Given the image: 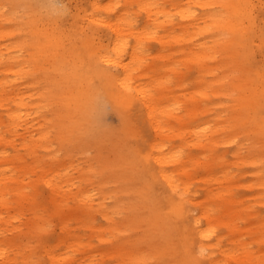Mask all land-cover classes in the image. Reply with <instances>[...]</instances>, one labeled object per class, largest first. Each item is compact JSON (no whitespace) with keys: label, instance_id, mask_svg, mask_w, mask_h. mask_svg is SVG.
<instances>
[{"label":"rangeland","instance_id":"obj_1","mask_svg":"<svg viewBox=\"0 0 264 264\" xmlns=\"http://www.w3.org/2000/svg\"><path fill=\"white\" fill-rule=\"evenodd\" d=\"M9 1L8 11L15 9V12L11 20L3 22V27L8 32L13 31L14 36L4 37L1 42L14 48L12 53L17 57L13 62L22 70L18 75L0 72V78L16 81V91L24 102L23 111L32 112L27 122L15 132L8 126L6 111V107H14V103L5 101L0 106V171L5 172L4 175L0 174V228H9L0 233V241L7 243L6 239L14 240V246L7 248V256L13 259V264H23L26 260L32 264H52L49 253H65L70 244L74 245L70 253L77 258L81 254H93L96 264H117V258L109 253L115 249L121 250V244L136 247L138 252L144 250V264L173 262L172 258L165 254L160 256L155 251L159 248L169 250L170 240H178L179 229L190 224L174 216L166 217L164 222L168 223H164L162 228L154 226L152 230L147 224L151 214L149 209L152 210L154 205V212H160L170 198V191L165 185L154 182L155 177L152 178L147 168L152 167L148 166L146 160L139 162L140 154L152 152L156 155L161 144L170 137L167 144L173 143L172 146L182 149L183 153L191 154L185 181H189L190 193L195 195L192 197L201 205L205 204L210 215L214 216L211 224L205 219L202 221L204 227L209 226L212 232L209 251L215 260L219 264H236L235 258L242 257L244 249L254 254L264 249V244L256 240L254 232V226L264 219V184L261 178L253 174L251 166L230 164V178L227 181L231 190L217 202L212 201L208 195L211 192H206V189L215 184L216 179H210V175L218 172L217 179H223L221 167L215 166L217 168L209 174L205 159L213 152L207 147L196 146V139L184 138V129L205 118L206 108L210 111L208 122L215 125L213 117L227 104L231 108V102L226 98L235 99L240 93L243 77L240 78L235 60H224L229 54L221 47L222 41L230 34L215 33L219 41L216 40L217 52L213 57L217 58L206 59L202 68L222 67V70L217 69L210 74L206 72L202 79L201 67L189 54L194 50L203 51L199 43L209 41L210 37L207 33H196L194 28L185 31L187 21H183L174 11L175 6L184 0H166L159 5L161 10H170L167 15L158 13L160 19L170 21H165V26L157 32L148 24L150 21L146 10L139 0H97L100 6L97 9L92 7L94 0H48L62 7L61 15L46 3L35 6L45 17L38 22L40 30L36 32L44 31V25L55 29L54 33L59 35L61 41L59 54L76 52L85 55V41L90 42L92 50L99 49L101 53L109 54L113 42L109 24H124L127 51L134 52L128 61L135 59L132 64H139L131 71L132 85H142L149 93L155 87L156 90L160 87L156 95L169 99V102L164 100L165 105L170 104L169 107H174L181 117L172 121L167 116L163 117L164 121L171 122L173 128L166 130L167 136L162 137L160 142V138L155 139L154 130L146 124L140 107L125 109L113 103L110 93L115 90L104 78H96L89 83L94 86V96L91 95L89 100L76 108L73 106L71 115L66 113V125H62L60 103L68 99L71 80L68 74L72 72L74 62L71 56H67L54 65L47 51L44 56H39L33 44L39 35L34 33L29 15L32 11L31 1L34 0ZM247 1L252 3V8L247 10L245 7L242 12L246 16L257 17L258 22L262 17L264 0H212L206 7L195 5L194 9L199 15L211 13L226 18L234 15L229 14L227 9L231 3L246 4ZM155 17V14L151 16L152 19ZM101 21L104 22L99 26L97 22ZM199 21L201 25L204 24L202 20ZM126 22L130 25H125ZM142 34L144 36L140 38ZM257 38L255 33L244 37L247 54L241 65L263 72L264 45ZM222 53L220 61L218 57ZM112 69L115 72L116 69ZM214 78L216 81L212 89L204 86L198 88L202 81ZM158 80H164V84L158 85ZM5 87L7 93L12 90L9 82ZM173 95L176 96V103L171 101ZM192 105L201 109L197 110L196 115L191 114ZM257 108L264 113L262 105ZM82 115L85 116L84 124L77 125L79 122L75 120ZM222 118H226V111ZM69 130L73 134H68ZM174 134L178 135L173 137ZM154 142L156 145L153 147ZM232 146L220 144L216 153H225L231 158ZM48 177H54L55 182L62 185L64 198L52 193L44 181ZM92 188L96 193L95 197L92 195L94 205L90 212L84 211L86 208L79 203L84 199L82 196L87 195L86 191ZM69 189L78 193L77 198L66 197ZM231 201L234 207L238 201L247 208L236 217V230L226 222L228 217L223 211L224 204ZM60 203L65 205L58 208ZM187 204L190 218L196 216L199 207ZM103 211L111 214V221L102 216ZM36 223L43 225L38 231L34 228ZM250 224L251 231L248 228ZM175 230L177 238L174 236ZM31 251L33 256L23 261V257Z\"/></svg>","mask_w":264,"mask_h":264},{"label":"bare ground","instance_id":"obj_2","mask_svg":"<svg viewBox=\"0 0 264 264\" xmlns=\"http://www.w3.org/2000/svg\"><path fill=\"white\" fill-rule=\"evenodd\" d=\"M185 2L179 3L175 6V12H178L179 16L183 21H187L184 24V29L186 32L189 29L194 28L196 33L204 34L207 33L210 37L209 41H201L199 46H202L203 51H193L190 52L189 57H192L193 60L201 67L200 71H203L200 75L204 79L206 72H216V70H222L221 68L215 67H204L206 64V59H209L215 55L216 50V40L218 36L215 33H220V35L225 34L226 32L230 34V37L222 41L221 47L228 52L226 54L225 61L235 60L237 63V70L240 72V78L243 77L240 81L241 88L240 93L237 97L233 99L232 97L226 98L231 102V108L227 104L223 109L217 113L213 120L215 125L211 124L207 120V116L210 114L208 108L204 111L205 118L200 119V122H197L196 125L191 124L184 129L185 135L184 138H189L194 140L196 146L209 149L211 153L207 157L206 166L209 169V174H212L218 166L221 167L220 172L222 173V180L217 179L218 172L210 175V179H216L215 184L207 187L206 192H211L210 197L212 201L217 202L224 195H228V191L231 190V185L228 183L227 179L230 178L229 165H248L253 167V174L261 178L262 183L264 184V113L260 112L257 107L261 106L264 108V71L255 70V68L249 70L246 67L242 66V60L246 57V50L244 46V37L252 36L257 34L259 43L264 45V4L262 6L263 11H261L260 16H262L257 22V17L246 16L242 10L246 7L251 10L252 3L246 2L239 3L233 2L228 6L229 15L226 18L218 17L217 14L203 13L199 15L194 9L195 5H201L206 7L212 0H184ZM220 1V0H216ZM232 2L233 0H227ZM17 2V0H15ZM166 0H139V4L146 10L149 25L152 26L153 30L157 32L160 28L165 26L167 21L160 19V14H170V10H161L160 4L165 3ZM49 6L52 10L57 11L58 15L62 14V7H57L48 0H34L31 1V10L29 15L32 21V29L38 37H35L34 46L38 50L39 56H44V53L47 51L48 55L52 56V63L56 65L57 61L61 60L63 57L71 56L74 66L72 67V72L68 74L70 77V82L68 86V99L67 101H62L60 104L62 114L61 122L62 125L67 123V114L71 115V109L73 106L76 108L81 105L84 101H87L91 98V95L94 96V86L89 83L93 82L96 78H104L110 87L115 90L110 93L111 100L113 103L120 108L125 107V109L137 108L140 107V113H144V119L147 121L149 128L154 130L155 139L167 136L165 134L167 129H172L173 126L171 122H166L163 120L164 116H167L168 120H177L181 118L179 114L175 112L174 107H169L170 104L165 105V98H160L156 95L157 90L160 87L154 88L152 93L142 85L133 86L131 80V71L134 68H137L139 64H132L135 59L128 61L134 55V52L127 51L128 43L125 41L126 37L123 35L125 31L124 24L121 25L118 22H110V27L113 33V42L111 52L101 53L99 49H91V44L89 41H85V48L87 53L81 54L76 52H63L59 54L61 49V41L58 34L54 33L55 29L48 28V25H44V31H39L38 22L44 15L37 10L35 6L42 5ZM92 7L97 9L99 8V3L97 0L92 1ZM175 4V3H174ZM172 4V5H174ZM9 0H0V72H8L18 75L21 68H17L15 58L16 54H13L14 48L7 43H2L1 41L6 38H11L14 36L13 31L8 32L6 27H3V22L11 20L15 9H10ZM8 11V13H7ZM155 14V18H151ZM174 14V13H172ZM45 19V17H44ZM100 20V19H99ZM204 24H200V21ZM166 21V22H165ZM104 21L97 22L101 26ZM125 25H130L126 22ZM128 30V27L126 28ZM253 32V33H252ZM144 34L140 35L142 38ZM138 38V36H137ZM219 43V42H218ZM222 53L218 59L222 58ZM216 60L217 57H213ZM50 63V61H49ZM112 68H115V72ZM224 76V75H223ZM161 78V77H160ZM200 81V80H199ZM215 78L211 81H202L199 84L198 88L203 86L209 89L213 88L215 83ZM9 82L11 86V91L6 92L5 84ZM158 85L164 84V80H158ZM16 81L15 80H6L0 78V106L4 105L5 101H12L14 107H6L7 116H8V126H10L15 132L17 128L24 125L27 122V118L32 114V112L23 111V99L16 91ZM207 92V91H206ZM205 92V95L207 93ZM218 93V91L216 92ZM220 94V92H219ZM221 95V94H220ZM222 96V95H221ZM43 97V96H42ZM44 99H46L44 97ZM169 102V99L165 100ZM171 101L177 102L176 96L171 97ZM173 102H171L173 104ZM262 102V103H261ZM223 104V103H222ZM128 106V107H126ZM165 106L168 111L163 107ZM198 106L192 105L191 114L196 115ZM69 109V110H66ZM230 109V110H229ZM226 111V118L223 117V113ZM216 111L218 109L216 108ZM238 112V113H237ZM67 113V114H66ZM38 115V114H37ZM71 117V116H68ZM85 116H79L76 119V122H79L80 125L83 123ZM68 134H73L70 130ZM178 134L172 135L175 137ZM171 137L166 141H170ZM166 141L162 143V147H159V152L156 155H153L152 152L149 154H140L139 162L145 161L149 163L147 167L151 173L152 178L155 177L154 182H158L161 185H165L166 189L170 191V198L166 205L162 208L160 212H154V205L152 210H150V216L147 220V224L152 227L162 228L166 217L171 218L172 216L177 217L179 220H184L189 222L185 224L186 227L179 229L178 240H170L169 250H164L159 248L155 251L158 255H166L169 258L173 259V262L169 261L170 264H219L215 260L213 253L209 251L210 243L209 240L212 237V232L208 227H204L205 219L209 224L214 220V216L210 215L208 208L205 204H200L195 198V195L190 193L189 181H185L186 173L188 175V166L190 164L189 153H183L182 149L176 148L173 143L167 144ZM220 144L233 145L232 156L231 158L227 157V154L222 153L217 154ZM47 143H45V146ZM156 145V142L153 143V147ZM172 146V147H171ZM185 154V155H184ZM192 159V156H191ZM143 164V163H140ZM217 166V167H215ZM1 175H4L5 172L0 171ZM45 183L49 188L52 189V193L55 196H62L64 198V193L61 192L62 185L55 182L54 177L44 178ZM157 183V184H158ZM159 184V185H160ZM91 187V183L89 184ZM160 185V186H161ZM249 185V183H247ZM95 188H92L91 191L87 190L86 196L79 205L84 207V211L92 210L90 209L94 205L93 197H95ZM91 192V193H90ZM21 194V192H19ZM76 192H73L72 189H69V192L66 193L67 198H77ZM82 194V191H80ZM2 195V194H1ZM93 195V197H92ZM193 196V197H192ZM259 194L257 195V197ZM81 197V198H82ZM56 198V197H55ZM264 198V196L262 197ZM187 203H190L195 208L199 207V212L196 216L190 218L189 206ZM233 201L225 203L223 211L225 216L228 218L226 222L233 227V230H236L234 226V221L236 217L242 212L247 211L246 206L235 202V207L232 206ZM65 203H60L58 208L63 207ZM168 207V208H167ZM221 209V207H217ZM147 210V208H146ZM35 211V210H34ZM102 216L107 220L111 219V214L108 211H103ZM111 221V220H110ZM182 225V224H179ZM178 226V225H177ZM43 225L36 223L34 228L36 231L41 229ZM251 231V224L248 226ZM9 228H0V233L7 231ZM119 230V228H116ZM255 238L260 244H264V219L261 220L256 226H254ZM175 238H177V231L174 233ZM5 237V235H3ZM8 240L7 243H2L4 247H0V264H13V259L7 256V248L14 246V240ZM13 240V241H12ZM19 244V243H17ZM73 244L68 245L67 251L65 253H54L51 251L50 261L52 264L63 263V264H96L93 257L94 255H85L81 254L79 258L75 254L70 253ZM121 250L115 249L114 252L109 253L113 258H117V264H144L145 254L144 250L136 251V247H126L121 244ZM171 254V256L167 255ZM33 256L32 251L23 257L30 258ZM236 264H264V249L260 251L259 254L249 253L244 249L242 257L235 258ZM23 264H32L29 260L23 262Z\"/></svg>","mask_w":264,"mask_h":264}]
</instances>
